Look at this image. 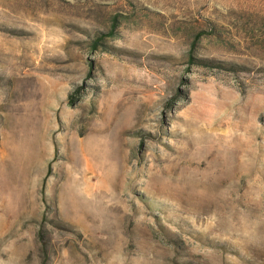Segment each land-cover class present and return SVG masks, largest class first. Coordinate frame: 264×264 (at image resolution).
<instances>
[{
	"label": "rangeland",
	"instance_id": "374dc122",
	"mask_svg": "<svg viewBox=\"0 0 264 264\" xmlns=\"http://www.w3.org/2000/svg\"><path fill=\"white\" fill-rule=\"evenodd\" d=\"M0 264H264V0H0Z\"/></svg>",
	"mask_w": 264,
	"mask_h": 264
}]
</instances>
